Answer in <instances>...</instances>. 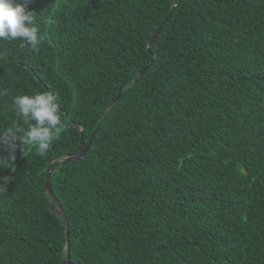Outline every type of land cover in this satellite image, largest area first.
<instances>
[{
    "label": "trees",
    "instance_id": "16d2710c",
    "mask_svg": "<svg viewBox=\"0 0 264 264\" xmlns=\"http://www.w3.org/2000/svg\"><path fill=\"white\" fill-rule=\"evenodd\" d=\"M27 9L45 40L0 39V132L22 136L13 98L43 90L64 126L45 157L19 140L14 160L0 152V264H65L47 171L99 124L84 158L51 176L72 262L264 264V0Z\"/></svg>",
    "mask_w": 264,
    "mask_h": 264
},
{
    "label": "clouds",
    "instance_id": "9594fccd",
    "mask_svg": "<svg viewBox=\"0 0 264 264\" xmlns=\"http://www.w3.org/2000/svg\"><path fill=\"white\" fill-rule=\"evenodd\" d=\"M36 16V12L27 9V0H0V39H19L33 51H39L45 36L40 32ZM4 55L0 52V57ZM6 94L5 89H0V97ZM13 109L28 127L23 130L22 136H18V130L12 128L0 132V152L7 151L14 160L15 148L12 146L19 140L21 144L33 146L39 156H47L64 126L56 95L48 90L38 91L35 95H17L13 98ZM4 158L8 161V157ZM8 183L9 178L0 179V185L5 190Z\"/></svg>",
    "mask_w": 264,
    "mask_h": 264
},
{
    "label": "water",
    "instance_id": "95a60500",
    "mask_svg": "<svg viewBox=\"0 0 264 264\" xmlns=\"http://www.w3.org/2000/svg\"><path fill=\"white\" fill-rule=\"evenodd\" d=\"M174 2L176 0H173ZM170 14L166 17V19L162 22V24L152 33V35L149 37L148 39V44H147V47L150 48V45L153 43L154 39L156 38L157 34L161 31L163 25L165 24L166 20L169 18ZM150 51V49H149ZM150 54L151 51H150ZM150 65L146 66L145 68H142V70H140L137 74V77L134 79V81H136L138 78L142 77L146 70L149 68ZM121 90L120 89L116 95V97L111 101L110 104H113L116 100H118L120 98V95H121ZM100 125V124H99ZM99 125L97 126V128L93 131V133L91 134L90 138L88 139V141L85 143V145L81 148V149H78L76 153L74 154H71L69 156H64L62 157V159L55 165V167L53 169H49L47 171V178H46V191L48 193V196L50 197V199L53 201V205H50L51 209L59 214L61 216V218L63 219V222L65 224V229H66V238H67V245H66V258L64 260V263L65 264H78L77 262H72L71 259H70V246L68 245V236H69V224H68V220L66 218V215L64 213V210L63 208L61 207V205L59 204L57 198L55 197L54 193H53V190H52V183H51V176H52V172L56 169H58L59 167H61L62 165L66 164V163H69L73 160H79V159H83L84 156L86 155L91 143H92V140L99 128ZM78 126V125H77Z\"/></svg>",
    "mask_w": 264,
    "mask_h": 264
}]
</instances>
